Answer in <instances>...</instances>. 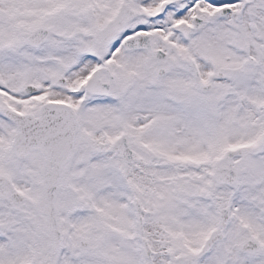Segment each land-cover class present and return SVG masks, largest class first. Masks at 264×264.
<instances>
[{
	"label": "snow or ice",
	"instance_id": "snow-or-ice-1",
	"mask_svg": "<svg viewBox=\"0 0 264 264\" xmlns=\"http://www.w3.org/2000/svg\"><path fill=\"white\" fill-rule=\"evenodd\" d=\"M0 264H264V0H0Z\"/></svg>",
	"mask_w": 264,
	"mask_h": 264
}]
</instances>
